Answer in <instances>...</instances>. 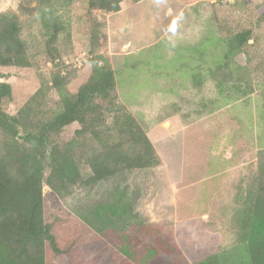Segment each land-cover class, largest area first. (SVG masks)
Masks as SVG:
<instances>
[{"label": "rangeland", "instance_id": "obj_1", "mask_svg": "<svg viewBox=\"0 0 264 264\" xmlns=\"http://www.w3.org/2000/svg\"><path fill=\"white\" fill-rule=\"evenodd\" d=\"M121 4L115 13L89 9L88 0H52V17L63 27L50 43L36 0H0V12L18 15L29 61L0 66V81L12 89L7 112L18 115L24 107L19 135L35 132L63 96L77 91L89 75L93 48L114 70L113 93L138 120L157 158L154 167L123 170L93 186L57 192L44 185V220L67 251L56 254L46 243V264H143L139 253L159 235L179 249L161 253L165 264L194 263L208 254L221 264H250L233 218L255 190L264 162V0ZM243 29L252 33L253 61L248 66L236 52L220 67ZM78 128L63 127L49 144L74 141L85 156L99 152L88 135L75 143ZM12 145L32 148L0 129V155Z\"/></svg>", "mask_w": 264, "mask_h": 264}, {"label": "trees", "instance_id": "obj_2", "mask_svg": "<svg viewBox=\"0 0 264 264\" xmlns=\"http://www.w3.org/2000/svg\"><path fill=\"white\" fill-rule=\"evenodd\" d=\"M36 1L43 24L49 30L48 42L51 43L63 23L52 17V0ZM124 1L88 0V7L119 13L122 11L120 4ZM20 26L16 13L0 12V66H29ZM95 34H92L94 42ZM251 38L250 29L235 33L234 42L225 52L220 67L227 65L230 54L236 52L244 54L249 66L256 55L255 49L250 47ZM89 52L90 72L87 79L76 92L63 96L59 110L50 119L38 121L33 133L19 135L20 127L25 125L19 115L24 112V107L18 115L7 112L12 89L8 82L0 81V129L7 136L17 137L32 146L31 150H26L23 145L19 148L12 145L8 154L0 155V264H46V243L56 254L67 252L58 247L51 224L44 220V185L64 192L69 186H93L113 178L120 171L151 168L157 163L154 146L146 132L113 93L114 70L102 63L93 48ZM60 83L61 77L58 76L53 86L57 87ZM72 123L79 125L74 131L75 143L78 138L88 135L99 144V152L85 156L81 150L75 149L78 143L73 144L74 141L62 146L49 144L52 135ZM46 163L49 173L45 177ZM260 172L255 190L233 218L237 238L248 246L250 264H264V162ZM171 242L169 237L159 235L153 243L148 241L145 244V251L137 253L141 255L143 264H165L167 261L161 253L179 252L175 243L169 246ZM173 264L221 262L218 255L208 254L194 263Z\"/></svg>", "mask_w": 264, "mask_h": 264}, {"label": "water", "instance_id": "obj_3", "mask_svg": "<svg viewBox=\"0 0 264 264\" xmlns=\"http://www.w3.org/2000/svg\"><path fill=\"white\" fill-rule=\"evenodd\" d=\"M165 126H166L167 128H169V124L165 123Z\"/></svg>", "mask_w": 264, "mask_h": 264}, {"label": "crops", "instance_id": "obj_4", "mask_svg": "<svg viewBox=\"0 0 264 264\" xmlns=\"http://www.w3.org/2000/svg\"><path fill=\"white\" fill-rule=\"evenodd\" d=\"M121 5V8L123 9V6H122V4H120Z\"/></svg>", "mask_w": 264, "mask_h": 264}]
</instances>
